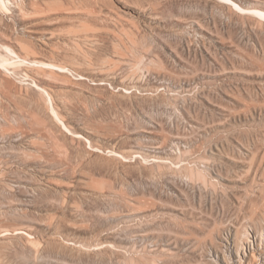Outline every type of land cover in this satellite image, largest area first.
<instances>
[{"label":"rangeland","instance_id":"1","mask_svg":"<svg viewBox=\"0 0 264 264\" xmlns=\"http://www.w3.org/2000/svg\"><path fill=\"white\" fill-rule=\"evenodd\" d=\"M264 0H0V264H264Z\"/></svg>","mask_w":264,"mask_h":264},{"label":"bare ground","instance_id":"2","mask_svg":"<svg viewBox=\"0 0 264 264\" xmlns=\"http://www.w3.org/2000/svg\"><path fill=\"white\" fill-rule=\"evenodd\" d=\"M257 12H260V13H262L264 15V11H262V12L261 11H257Z\"/></svg>","mask_w":264,"mask_h":264}]
</instances>
